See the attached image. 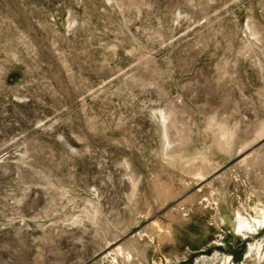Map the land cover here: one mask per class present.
I'll use <instances>...</instances> for the list:
<instances>
[{"label": "rangeland", "instance_id": "1", "mask_svg": "<svg viewBox=\"0 0 264 264\" xmlns=\"http://www.w3.org/2000/svg\"><path fill=\"white\" fill-rule=\"evenodd\" d=\"M264 0H0V264H264Z\"/></svg>", "mask_w": 264, "mask_h": 264}, {"label": "bare ground", "instance_id": "2", "mask_svg": "<svg viewBox=\"0 0 264 264\" xmlns=\"http://www.w3.org/2000/svg\"><path fill=\"white\" fill-rule=\"evenodd\" d=\"M236 223L239 228H243L244 230H255L256 226L264 225V210H261L258 216L251 217V219L238 216Z\"/></svg>", "mask_w": 264, "mask_h": 264}]
</instances>
